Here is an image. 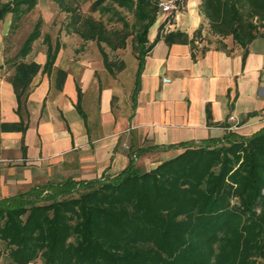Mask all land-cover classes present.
Returning a JSON list of instances; mask_svg holds the SVG:
<instances>
[{
	"label": "crops",
	"instance_id": "1",
	"mask_svg": "<svg viewBox=\"0 0 264 264\" xmlns=\"http://www.w3.org/2000/svg\"><path fill=\"white\" fill-rule=\"evenodd\" d=\"M49 1L22 57L28 34L17 50L18 35L7 38L11 15L0 24V202L48 183L146 172L183 146L248 138L264 128V30L246 55L231 38L223 49L207 36L201 0H185L171 19L155 16L146 34L152 46L138 60L127 52L129 38L123 49L109 50L81 40L66 22L52 35L43 32L59 11ZM174 32L182 38L166 44L161 36ZM47 54L52 60L43 69ZM26 81L18 105L15 88Z\"/></svg>",
	"mask_w": 264,
	"mask_h": 264
},
{
	"label": "trees",
	"instance_id": "2",
	"mask_svg": "<svg viewBox=\"0 0 264 264\" xmlns=\"http://www.w3.org/2000/svg\"><path fill=\"white\" fill-rule=\"evenodd\" d=\"M51 1L67 15V30L83 41L116 50L123 49L129 38L130 50L138 60L152 46L144 47L146 34L161 0L93 1L91 10L100 17L108 15L106 22L119 24L118 30H108L100 18L81 16L68 0ZM36 2L0 4V19L10 14L9 30H13ZM176 3L167 19L185 0ZM122 12L132 15L131 23L122 18ZM200 12L207 21L208 37H215L223 49L226 44L222 41L231 38L244 49V55L264 30V0H201ZM40 25L37 19L20 47L21 57L39 36ZM161 37L171 44L182 34ZM51 57L46 55L43 69L49 67ZM102 58L109 67L104 55ZM28 69L33 72L34 66ZM25 85L27 81L19 92L15 88L18 105ZM231 137L238 140L218 149H209L212 144L183 146L179 154L153 169L141 174L125 170L97 181L103 184L99 191L85 192L77 199L31 205L23 214L15 210L0 213V242L7 248L9 263L29 264L39 258L41 264H250L248 256L260 239L255 237L264 235V128L248 138ZM236 161L240 164L234 170ZM218 163V173H212ZM91 183L64 181L44 186L70 187L67 192H71ZM38 189L0 204L25 199Z\"/></svg>",
	"mask_w": 264,
	"mask_h": 264
},
{
	"label": "rangeland",
	"instance_id": "3",
	"mask_svg": "<svg viewBox=\"0 0 264 264\" xmlns=\"http://www.w3.org/2000/svg\"><path fill=\"white\" fill-rule=\"evenodd\" d=\"M93 1H95V0H68L67 2L71 6V8H73L81 16H91L94 19L100 18L102 20V22L106 23L105 26L108 30H118L120 28L119 24L111 22V21L106 22L108 15H103L102 17H100L99 13L97 11L91 10L90 6L93 3ZM9 2H10V0H1L0 4H5V3H9ZM175 4L177 5L176 2H175ZM49 13H50V1L49 0H37L36 5H35L34 9L32 10V14L30 13L31 15L27 14L28 16L26 15L25 17H22L18 21L16 28L13 30H9L7 32V33H9V36L7 38L13 37L14 35L15 36L18 35L17 50L19 49L23 38L32 29V26H33L36 18H38L40 20L41 25H42V23H43L42 20L47 15H49ZM170 13H168L165 16H169ZM161 14L162 13L158 9V12L156 15L159 16ZM121 15H122V18H125L127 20L128 24L132 22V15L131 14H129L127 12H122ZM66 20H67V15L63 14L57 10V14L53 18V24H52L53 28L51 26H48L49 29L43 30V32L48 33L49 35L54 34L56 31L57 25H59V23H60L61 24L60 26L62 27L64 22H66ZM2 22H3V20L1 18L0 24ZM7 42H8V40H7ZM128 44L130 45L129 39H128ZM147 46H148V44L146 43L144 45V47H147ZM127 52H129V55H132V52L130 50V46H128ZM127 72H129V71H127ZM236 140H238V139H236L235 137H231L226 141L212 144L211 146H209V149H218L220 146H223V145L229 146L231 143L235 142ZM228 143H230V144H228ZM181 151H182V149H181ZM237 163H238V161L233 163L234 164V170L237 169L239 164H240V163H238V164ZM218 165H219V163L216 166L214 165L212 167V170H211L212 173L213 172L218 173V171H219ZM137 174H141V172L140 173L138 172ZM102 185L103 184H101V183L93 182L88 186L75 187L71 190V192H67L68 189H70V187L67 189V188H53L50 186H39V189L37 190V192L32 193L29 197H27L25 199H19L17 201H11V202H7V203H3L2 205L0 204V209H1L0 213L1 214H7L6 212H8L10 210H15V212L23 214V212H27V211H23V210L29 208L31 205H43V204H47V203L51 202V200L63 201V200H67L70 198L77 199L80 197L81 194H83L85 192L99 191ZM37 193L39 195L38 198L37 199L32 198L34 196V194H37ZM259 212H260L259 210H256V213H259ZM2 221H3V219L0 220V223ZM256 238H260V239H258V241L254 242V247L252 248L250 255L248 256L249 262H250V264H264V235L262 237H261V235L256 236L255 240H256ZM220 243H221V241H219L215 245V254L216 255H217V252L219 250ZM258 250H260L261 253L258 252ZM40 253L41 252H39V254ZM261 254H263V256ZM0 264H10L8 261V257H7V248L3 242H0ZM29 264H41V261L39 258H37L36 260H34L33 262H31Z\"/></svg>",
	"mask_w": 264,
	"mask_h": 264
},
{
	"label": "built area",
	"instance_id": "4",
	"mask_svg": "<svg viewBox=\"0 0 264 264\" xmlns=\"http://www.w3.org/2000/svg\"><path fill=\"white\" fill-rule=\"evenodd\" d=\"M176 0H161L158 2L157 4V8L160 10V12L162 14H167L170 13L172 11H175L177 8V5L175 4ZM166 81V80H163ZM260 116L261 122H264V107L262 108L261 112H260ZM230 120H233V118H230ZM236 125H235V129H236Z\"/></svg>",
	"mask_w": 264,
	"mask_h": 264
}]
</instances>
